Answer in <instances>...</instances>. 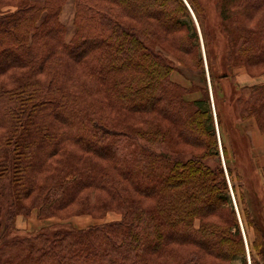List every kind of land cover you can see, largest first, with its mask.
I'll return each instance as SVG.
<instances>
[{
    "label": "trees",
    "instance_id": "trees-1",
    "mask_svg": "<svg viewBox=\"0 0 264 264\" xmlns=\"http://www.w3.org/2000/svg\"><path fill=\"white\" fill-rule=\"evenodd\" d=\"M9 1L16 7L0 12V196L5 192L18 208L31 193L34 203L48 209L73 201L81 187L93 188L109 196L122 218L85 228H40L26 237L6 227L17 237L5 241L0 264H233L238 256L248 264L246 255L251 264H262L257 258L264 256V236L254 222L250 239V221L246 226L248 218L242 219L244 231L236 216L227 181L232 167L228 155L225 170L217 158L214 118L235 126L226 111L236 103L246 106L247 115L264 116V83L246 88L243 96L234 86L222 87L231 79L230 58L249 64L264 57V13L254 27L244 16L254 15L264 0H216L217 20L201 0H75L69 42L58 17L64 0ZM150 18L179 49L198 41L199 23L205 58L211 59L208 73L220 93L183 99L182 88L169 79L174 66L151 43L158 36ZM222 52L225 62L214 60ZM153 109L180 138L203 150L186 159L164 152L159 143L169 129L141 115L140 125H127L111 114ZM54 152L74 159L63 158L62 167L36 184L35 175L51 168ZM212 157L214 166L207 163ZM231 192L235 199L233 186ZM88 201L85 196L83 204ZM102 201L103 207L109 203ZM2 212L0 206V217ZM196 217L208 221L196 229ZM181 245L197 248L182 252Z\"/></svg>",
    "mask_w": 264,
    "mask_h": 264
},
{
    "label": "rangeland",
    "instance_id": "rangeland-1",
    "mask_svg": "<svg viewBox=\"0 0 264 264\" xmlns=\"http://www.w3.org/2000/svg\"><path fill=\"white\" fill-rule=\"evenodd\" d=\"M33 1L38 2L42 0ZM201 2L205 5L208 14L211 15L210 19L217 20L219 13L217 11L216 0H201ZM74 5L75 0H64L58 15L61 23L65 26V42H69L75 33L73 21ZM15 7L12 1L0 0L1 14L9 12ZM263 13L264 5L260 7L254 15L253 13L250 17V13L244 15L245 22L250 27H254ZM150 19L152 20L151 27L158 36V38H154L155 40L152 38L151 43L154 49L161 52L163 58L174 66V69L170 72L169 79L175 85L182 88L183 91H181V95L183 99L192 101L200 99L206 92H208L209 97L212 92L220 93L217 81L211 79L208 73V66L211 59L209 58L207 62L205 58L208 48H205L204 44H207V39H205L204 35L205 30L200 28L199 23L197 22L198 41L196 40V43L191 47L179 49L172 44L171 37L167 36V33L163 31V27H160L155 19ZM128 21L133 24L135 22L134 20L127 19V22ZM228 23H230L229 19H226V24ZM138 25L141 28L144 27L143 22ZM230 26L235 28L232 24H230ZM184 31L180 30L177 33L184 34ZM233 32L234 34L238 33L235 29ZM218 39L222 40L223 46L220 45V47L226 50L224 41L227 37L225 38L224 34L220 32ZM218 56L220 60H224L225 62L227 58L226 52L220 53L214 60H217ZM230 60L231 79L224 83L222 82L223 88L230 89L231 86H234L235 89L240 92V96H243L246 88L262 85L264 83V57L261 58V60L256 58L249 64L245 63V58H230ZM1 78L5 80V77H0V79ZM246 93L248 94V92ZM211 109L213 111L212 104ZM108 111H110V109H108ZM120 112L121 113H115L111 110V114L127 125H140L141 121L137 118V115H141L143 118H147L149 124L160 123L162 128L169 129L171 135L165 137L166 140L159 143V149L164 152L180 154L179 156L181 158L186 159L191 153H200L203 150V148L193 146L183 138H180L173 124L161 117V114L154 109L147 114H137V112L125 110H120ZM245 112L246 106L241 103H236L234 107H229L226 111V114L232 120L236 118V125L230 127L229 122L226 121V124L223 123L221 126L217 124L214 118V126L216 128L215 131L219 151L217 158L220 159L221 165L224 168L225 160L223 159V154L228 155L230 167H232L231 175L229 176L227 174L232 206L238 218V213H240L242 224V219L245 216L248 218L246 222L244 221L246 226L248 220L250 221L248 236L250 239H253L254 226L256 225H254V222L257 223L258 230L261 232V235L264 236V116L262 114L260 117L250 116ZM2 131L3 130L0 128V133ZM63 144L64 148L66 147L69 152L76 153L78 151L74 148V145ZM63 158L67 161L74 159L71 154H58L54 152L50 158L51 161L48 160L47 162L51 164V168L40 171V175H35L34 181L36 184H44L48 176L47 173L62 167ZM207 163L211 166L216 165V158L212 157L207 159ZM5 177L4 175L1 180H4ZM231 186H233L235 190V199L231 196ZM0 187L2 188L1 184ZM75 196L76 198L71 202L67 201L62 204L56 203L52 208L41 209L38 204L33 202L34 194L29 193L20 198L19 207L17 208L13 205L12 207L10 206L11 201L8 200L5 196V192L2 191L0 196V206L3 208L0 217V263L5 258V241L17 237L15 232L9 234L7 230H5L6 227L17 229L21 233L19 234L20 237H26L32 235L34 230L40 228H45L48 232L69 226L85 228L91 225L119 221L122 218V213L115 209L114 202L110 203L111 199L106 193H103L102 190L81 187L77 190ZM85 196H89V201L83 204V198ZM102 200L109 203L103 207ZM243 209L245 212H243ZM206 221H208V219L196 217L193 220V225L198 229L202 226L201 224ZM245 224L242 225L244 231H246ZM240 229L241 233H243L241 224ZM178 247H180L179 249H181L182 252L197 248L195 246L186 245ZM262 248L264 250V245ZM205 259L212 262L219 261L217 258L211 256H206ZM257 259L261 260L262 264H264V256H260ZM246 260L248 264H251L248 255H246ZM233 262V264L243 263L242 256L236 257Z\"/></svg>",
    "mask_w": 264,
    "mask_h": 264
}]
</instances>
